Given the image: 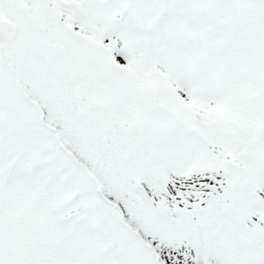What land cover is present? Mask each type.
<instances>
[{"label": "snow or ice", "instance_id": "snow-or-ice-1", "mask_svg": "<svg viewBox=\"0 0 264 264\" xmlns=\"http://www.w3.org/2000/svg\"><path fill=\"white\" fill-rule=\"evenodd\" d=\"M0 264H264V0H0Z\"/></svg>", "mask_w": 264, "mask_h": 264}]
</instances>
